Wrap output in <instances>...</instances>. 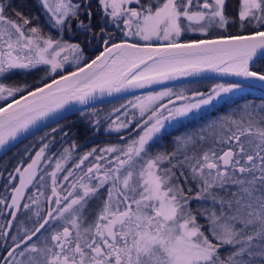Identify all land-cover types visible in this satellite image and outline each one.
Returning a JSON list of instances; mask_svg holds the SVG:
<instances>
[{"label": "snow or ice", "instance_id": "obj_1", "mask_svg": "<svg viewBox=\"0 0 264 264\" xmlns=\"http://www.w3.org/2000/svg\"><path fill=\"white\" fill-rule=\"evenodd\" d=\"M262 61L264 0H0V149L74 102L119 134L74 155L71 126L52 128L69 147L48 134L8 172L0 264H264V100L158 147L167 124L264 86ZM208 71L241 79L92 107Z\"/></svg>", "mask_w": 264, "mask_h": 264}, {"label": "trees", "instance_id": "obj_2", "mask_svg": "<svg viewBox=\"0 0 264 264\" xmlns=\"http://www.w3.org/2000/svg\"><path fill=\"white\" fill-rule=\"evenodd\" d=\"M233 3L235 4V0H233ZM232 33H235L237 31L236 28H232L229 30ZM192 37L197 36L198 34H189ZM87 49V53H88ZM99 48L98 46L95 47L94 51L92 54H87L91 57L95 56L98 52H99ZM262 63H264V61H262ZM212 82H217L214 80H200V81H195V82H187V83H182V84H186V85H190V84H195V85H201V84H208V83H212ZM225 82V81H224ZM254 88V87H252ZM198 90H203V88H197ZM138 94H134V96H127L125 98V101L127 99L133 98ZM246 95H239L238 100L237 99H229V100H224L221 105L217 108L218 114H223L224 111L229 110V106L231 104H233V102H236V100L238 101L239 104L244 103V98ZM124 98H118V99H114V100H109V101H104V102H100L97 104L92 105V107L96 110L101 112L102 114H107L108 112H110L111 110H113L114 108L120 107L122 104ZM263 99V97L260 96H251L249 98V101H255L257 104H259ZM84 109V108H83ZM215 116V113L211 112V113H201L200 115L196 116V117H190L187 118L186 120H182L179 123L183 124L185 126L184 129L182 130H178V129H173L174 132V136L179 135L182 132L185 131H190L193 128H197L195 125L199 122L203 121V118H205L206 120H210L213 119ZM188 122V123H186ZM192 122H196L195 124H190ZM85 124L82 119H81V112L79 110L74 111L68 115H65L47 125H45L44 127L38 129L37 131L29 134L28 136H26L25 138L21 139L19 142H17L15 145H13L11 148H9L8 150H6L4 153H2L0 155V172L3 173L2 176H0V195H9L11 192V184H17V181H11L9 182L7 179L8 176V172H11L12 169L16 166H18V164L21 161V158H23V162L26 163L30 162L29 158H28V153H35L36 151L39 150V147L41 145V137H46L48 139L51 138V136H55V142L51 145V150L53 152H55V149L58 147V144L60 143V139H66V138H62L58 133H52L51 130L52 128H60V127H68L71 126L72 132L69 133V137L73 138V137H77L80 136L82 134L77 132V128L79 127V125ZM87 129V127H86ZM84 129H82L83 131ZM76 133L75 136L72 135V133ZM48 134H51V136H49ZM59 141V142H58ZM58 142V143H57ZM170 145V141L167 140V137L162 138L159 142L158 147L160 146H164V147H168ZM27 150V151H26ZM8 184V188L7 190H5V185ZM4 215V214H2Z\"/></svg>", "mask_w": 264, "mask_h": 264}, {"label": "flooded vegetation", "instance_id": "obj_3", "mask_svg": "<svg viewBox=\"0 0 264 264\" xmlns=\"http://www.w3.org/2000/svg\"><path fill=\"white\" fill-rule=\"evenodd\" d=\"M95 47H97V46L94 45V46L88 48L89 50H88L87 54H89V55L92 54L94 49H95ZM193 82H195V81H193ZM217 82H219V81H217ZM221 82H223V81H221ZM216 83L212 82V83H208V84L207 83L206 84H201V85H198V86L195 85V84H190V85L177 84V85H171V86H168V87L174 88V87H177V86H182L183 88H188V89L203 88V90H200V91H207L208 89L213 87L214 84H216ZM241 94L246 95L245 98H244V101H249V98L251 96H255V95L263 97V99H264V90H262V89H254V88L249 87L245 91L236 93V94L231 95V96H228V98H225L224 100H229V99H237L238 100L239 95H241ZM126 97H122L124 99H123L121 105H126L127 104L126 101H125ZM224 100L219 101L214 108H206V110L200 112L198 115H200L201 113L205 114L206 112L207 113L213 112V113H215V116L222 115L221 113L218 114L217 108L221 105V103ZM237 100H236L235 103H238ZM233 106H234V104H231L229 106V108H231ZM205 122H206V119L203 118L202 122H199L197 124H195L196 122H192L190 124H195V125H199L200 126V125L204 124ZM186 123H188V122H186ZM185 126L183 124H181V123H178L177 125L174 124L172 126L166 127V129L163 130V133H162L163 138L167 137V140L170 141V145L168 147L171 146V140H172L173 137H175L173 129L182 130V129L185 128ZM86 127H87L86 124L79 125V127L77 128V132L82 134V135L71 138V139H74L76 141L77 145H79V147H77L75 149L74 155L77 154V153H82L84 151H88L89 149H91L93 147L101 148V147H104V146H106V145H108L110 143H116L119 140V134H117L116 132H112L111 134H109V132L105 130V131H100V132H97V133H93V132L89 131L88 129H86ZM82 129H84V130L82 131ZM124 135L126 136L127 132H125ZM60 140L61 141L58 144V147L55 149V153H57V154L62 152L63 148L69 147V139L68 138L60 139ZM53 159H55V157H53ZM48 171H51V168L48 169ZM9 195H11V192H10ZM26 195H27V191H26ZM2 207L3 206H0V208H2ZM2 214H4V215H2ZM17 215L18 216H22L21 213H18ZM6 217H7V212L0 213V223L5 222Z\"/></svg>", "mask_w": 264, "mask_h": 264}, {"label": "water", "instance_id": "obj_4", "mask_svg": "<svg viewBox=\"0 0 264 264\" xmlns=\"http://www.w3.org/2000/svg\"><path fill=\"white\" fill-rule=\"evenodd\" d=\"M99 53V52H98ZM97 53V54H98ZM96 54V55H97ZM94 58V56H93ZM225 80V81H231V82H236L238 80H240L241 78L238 77H234V76H225L222 75L220 73L217 72H204L199 76H189V77H180L177 80L174 81H165L163 84H156V85H150L147 86L143 89H128L125 91H121L118 93H113L111 95H105L103 97H98V99L94 102V104L100 103V102H104V101H109V100H114V99H118L121 97H125V96H129V95H133V94H138V93H142V92H146L149 90H153V89H157L160 87H165V86H169V85H175V84H179V83H185V82H190V81H197V80ZM255 87H259L264 89V86L260 85L259 83L255 84ZM93 104V105H94ZM85 106L84 105H80V104H76L75 102L70 105V106H66L65 110H62L61 112H59L58 114H54L52 116H49L43 120H40L37 122L36 125L32 126L27 132L21 133L17 139L13 140L10 142V144L4 148V149H0V155L2 153H4L6 150H8L9 148H11L13 145H15L17 142H19L21 139L25 138L26 136H28L29 134L37 131L38 129L44 127L45 125L65 116L68 115L74 111L83 109ZM18 186V183L16 184Z\"/></svg>", "mask_w": 264, "mask_h": 264}, {"label": "rangeland", "instance_id": "obj_5", "mask_svg": "<svg viewBox=\"0 0 264 264\" xmlns=\"http://www.w3.org/2000/svg\"><path fill=\"white\" fill-rule=\"evenodd\" d=\"M216 83V82H215ZM217 83H229V82H221V81H219V82H217ZM216 83V84H217ZM216 84H214V86L216 85ZM213 86V87H214ZM249 87H245V89L243 90V91H245L246 89H248ZM252 88V87H251ZM164 88H158V89H154V90H150V91H146V92H143V93H140V94H138V95H136L135 97H133V98H130V99H127L126 100V103L128 104V101H130V100H132V101H135V99H136V97H141V98H143V97H145L146 95H148L149 93H155V92H159V91H161V90H163ZM174 90H180V89H183V87L182 86H177V87H174L173 88ZM130 96H134V95H130ZM231 96V95H230ZM225 98H228V96H226ZM218 103V102H217ZM216 103V104H217ZM126 104V105H127ZM204 110H206V109H204ZM204 110H202V111H204ZM202 111H198V112H195L194 114H191L189 117H187V118H190V117H196V116H198V114L200 113V112H202ZM187 118H185V119H183V120H186ZM180 121H173V122H171V123H169V124H167V127H169V126H172V125H177L178 123H179ZM196 127H199V125L198 126H196ZM43 163V162H42ZM51 167H49L48 169H50ZM31 191L34 193L35 192V189H31ZM41 191H45V193L46 194H48V190L46 189V188H42L41 189ZM28 194V193H27ZM41 200L43 201V197H41Z\"/></svg>", "mask_w": 264, "mask_h": 264}]
</instances>
